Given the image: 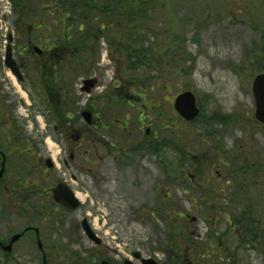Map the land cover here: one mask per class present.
<instances>
[{"label": "rangeland", "instance_id": "rangeland-1", "mask_svg": "<svg viewBox=\"0 0 264 264\" xmlns=\"http://www.w3.org/2000/svg\"><path fill=\"white\" fill-rule=\"evenodd\" d=\"M145 1L156 10L154 15L161 22L159 26L147 23L143 29L133 30L130 24L120 22L112 35L96 37L95 42L88 38V45L83 47L91 61L90 67L99 59L97 68L101 80L95 95L108 86L114 98L113 93L119 92H113L112 83L120 82L121 88L124 83L131 86L132 107L126 104L132 116L130 147L144 154L130 153L129 183L122 180L118 184L104 175L93 181L92 173L86 170L94 168L89 162L90 155H83L81 160L84 171L65 169L62 160L67 155L50 141L49 153L45 155H6V170L0 182V238L9 239L28 225L38 224L49 264H94L101 259L119 264L125 259L135 261L132 253L136 251L144 258H154L163 264H188L180 261L192 258L184 257V242L178 243V249L170 247L168 232L172 231L171 236L179 239L186 236L192 244L200 241L213 226L214 216L202 215L206 211H202L203 203L211 205V202L221 211L235 215L230 217L235 221L244 208L251 207L257 221L256 233L264 239V126L254 122L251 92L252 80L262 68L259 66L264 67V0ZM130 9L127 3V18ZM26 12L20 0H0V32L5 34L7 20H25ZM38 14L45 18L42 13ZM23 29L26 34V28ZM125 32L127 35L141 33L146 41L144 46L157 47L160 57L150 69L129 68L131 55L125 50L129 49V38L122 35ZM154 42L156 45L148 44ZM186 89L194 92L204 114L217 115V119L229 117L224 124L214 125L223 129L219 131L221 137L208 138L207 146L195 137L202 129L185 124L174 113V97ZM111 98L110 103L117 107L115 114L119 115L120 103ZM26 113L22 110L21 116ZM137 119H143L144 124L141 126ZM167 125L181 132L185 139L174 143L172 133L165 137L163 127ZM156 137L159 139L154 140ZM153 151L158 153L156 157L148 155ZM49 157L56 165L52 172L39 162L40 158ZM242 158L249 164L246 173ZM38 176L43 178L39 185L43 188L40 205L36 200H27L17 206L24 195L17 194L16 180L22 177L37 180ZM188 178L192 179L189 182L192 188L185 195L177 187H182ZM59 179L71 184L81 208L69 214L52 213V219L60 221V229L57 221L40 226L43 224L31 216L48 206L44 190ZM193 196H198L201 202L194 204L189 199ZM16 206L19 210L14 209ZM20 210L27 213L19 214ZM214 214L220 218L216 225H227L223 223L224 217ZM82 216L88 218L101 238V246L96 247L82 233L79 225ZM192 217L195 219L191 220ZM36 247L34 233H27L13 245L8 259L0 253V264L17 261L42 264ZM171 254L177 258L172 259ZM256 259L255 255L251 262L254 264ZM258 260L255 264H263L259 256Z\"/></svg>", "mask_w": 264, "mask_h": 264}, {"label": "flooded vegetation", "instance_id": "flooded-vegetation-1", "mask_svg": "<svg viewBox=\"0 0 264 264\" xmlns=\"http://www.w3.org/2000/svg\"><path fill=\"white\" fill-rule=\"evenodd\" d=\"M5 23L8 24L5 34L0 32V165L3 160L6 164V155L10 154H27V156L48 154L50 148L47 145L50 141L67 155V158L62 160L65 169L74 168L84 171V166L80 164L81 160L83 155H90L89 162L94 168L86 170L92 173L93 181L104 175L118 184L122 180L129 183L130 153L144 154L138 153L140 149L132 151L130 147L132 116L126 109V104L129 108L132 107L130 84L125 85L124 83L121 88L120 82H117L118 85L112 83L113 92H119L113 93L114 98H111L109 94L111 87L108 88V86H105L101 94L95 95L101 80L100 69L97 68L98 59L94 60L93 66L90 67L91 61L87 53L83 52L84 36H77L75 45L67 44V40L72 39L73 36L66 34V27L61 26L59 30L52 27V24L61 23L59 20L17 19L16 21L7 20ZM23 28H26V34ZM2 42L5 44L3 45ZM34 47H39L41 51H35ZM8 48L21 72V78L16 77L5 66ZM123 78H127L125 72ZM84 90L89 91L87 93ZM84 95L88 98H84ZM109 98L120 103L119 115L115 114L117 107H113ZM22 110L28 112L26 116H21ZM84 111L90 114L88 121L84 117ZM140 123L141 126L144 124L143 119ZM157 139L159 138L156 137L154 140ZM139 143L141 144L142 141ZM156 149H158L157 146ZM156 154L158 153L153 151L148 155L156 157ZM45 159L40 158V164L45 166ZM47 168L48 172L55 170L53 165ZM75 177L74 175L73 178ZM2 178L0 182H3ZM191 178L186 179L182 187H177L185 195L192 188L189 184L192 182ZM177 183L179 184L178 180ZM35 184H38L37 180H16L17 194L23 195L26 186L33 187ZM59 184L74 191L66 179L56 180L46 188L47 214L50 217L52 214L49 213L56 214L58 211L66 214L75 212L54 202V188ZM127 188H125L126 193ZM189 199L194 204L199 201L196 196ZM20 203H22V197L17 201V206ZM17 206L14 207L15 210H19ZM23 213L26 211L20 210L19 214ZM195 213H197L196 210ZM254 215V213L244 211L237 221H225L236 225V249L240 259L228 258L230 252L228 253L227 248H222V244L215 246L210 242L206 249L208 251L206 258L189 259L182 262L187 261L188 264H196V262L200 264H249L256 255L257 259L254 264L259 261L258 256L264 264V239H261L258 233H254L255 236H249L250 233H248L252 228L253 231H257V221ZM185 217L189 216L186 214ZM213 221L216 223L217 219ZM57 223L58 226L61 225L60 221ZM245 230L248 232L245 233ZM53 233L56 232L53 231ZM34 236L37 240L35 232ZM39 237L41 239L40 231ZM0 242L6 245L9 239L0 238Z\"/></svg>", "mask_w": 264, "mask_h": 264}, {"label": "trees", "instance_id": "trees-1", "mask_svg": "<svg viewBox=\"0 0 264 264\" xmlns=\"http://www.w3.org/2000/svg\"><path fill=\"white\" fill-rule=\"evenodd\" d=\"M21 5L27 10L25 18H31L39 15L38 13H42L45 18H53L61 21V23L54 24L53 26L59 30L61 26L66 27V34L73 36L72 39L67 40V44H77V36L84 35L89 36L91 41H93L94 37L105 38L106 34H113V29L116 28L120 22H125L127 25L130 24L133 30L143 29V27L147 23L158 24L159 26L161 22L156 21V10L148 6V2L145 0H20ZM34 1H37L36 4H33ZM130 3V13L127 18L126 13V5ZM125 4V5H123ZM38 5V7L36 6ZM110 32V33H109ZM60 33V32H58ZM124 37L129 38L128 48L125 50L130 51V66L131 69L140 70V68L150 69L152 65L157 63V59L159 54L157 53V47H147L144 46L146 41L142 39L143 34L134 33L127 35V32L122 33ZM127 35V36H126ZM110 36V35H109ZM110 41V39H109ZM114 42V41H113ZM84 43L87 44L88 40L85 39ZM150 45H156L154 43H148ZM157 54L156 56H154ZM153 56V58L151 57ZM154 60V61H153ZM259 70H262L264 67ZM152 90V88H150ZM216 115L209 116V114H204V111H201L199 117L196 119V128H201V133H198V137L203 139L205 138H216L219 139L221 137V133L217 132L214 129V121L218 120L215 118ZM229 118L228 116L224 119ZM225 121V120H224ZM213 127V130H212ZM157 129L158 126H157ZM164 136L168 137V133H172V141L175 143V137H179V133L177 134L175 129H173L170 125L164 126ZM181 138L185 139L181 134ZM179 137V138H180ZM243 165L245 166L244 172H248L249 164L245 158H242ZM245 160V161H244ZM41 180V179H40ZM27 185V184H26ZM24 196L22 199L24 200H32L36 196L38 197L37 202L39 203V193L40 189L35 185L33 187L26 186L24 189ZM236 202V201H234ZM231 202V203H234ZM205 208L202 211L205 213L202 215L206 216H215V213H220L221 210L215 207V204L211 202V205L205 204ZM40 205V203H39ZM237 211V209H233V212ZM251 211V207L249 208ZM222 217H227L230 215L228 212H222L219 214ZM48 214L46 213V208H40L38 215L34 217L39 221H45ZM235 217V215H230V217ZM207 218V217H206ZM232 219V218H231ZM163 220H166L163 218ZM233 220V219H232ZM235 221V220H234ZM253 230V228H252ZM251 230V231H252ZM171 232L168 233L167 243L170 247H174L175 249L179 248L178 243L182 240L184 242L182 246L184 247L183 253H185L184 257H189L194 254L197 257L204 256V250L208 247L209 241L214 238V235L220 234L217 241H215L214 245L222 244V248H227L229 257L235 259L236 251L233 249L235 241H236V229L233 226L224 225L221 226L220 223L210 227L209 232L203 237L200 241L196 242L194 245L192 242H189V239H186V236L182 238H176L171 236ZM248 231L245 230V233ZM222 236H228V239H222ZM4 256L8 259L9 255L4 254ZM172 259H176L175 254H171ZM187 259V258H184ZM182 259H180L181 261ZM179 261V260H177ZM16 264H21L20 261H17Z\"/></svg>", "mask_w": 264, "mask_h": 264}, {"label": "water", "instance_id": "water-1", "mask_svg": "<svg viewBox=\"0 0 264 264\" xmlns=\"http://www.w3.org/2000/svg\"><path fill=\"white\" fill-rule=\"evenodd\" d=\"M6 66L15 75L17 76L19 75L18 67L11 59L10 50H8L7 52ZM252 94L255 102V118L259 122L264 123V72L255 76L252 83ZM174 108L180 114V116L187 121L192 120L199 113V109L196 103V97L191 91H184L180 93L174 100ZM84 116L88 120V117L90 115L89 113L84 112ZM3 172H4V163L2 164V168L0 170V177L2 176ZM54 199L56 202L63 204L71 209H77L79 207V202L74 197L73 192L69 190L67 187H65L63 184H59L55 188ZM81 227L85 235L88 237V239L92 241L95 245H100L102 243V240L94 233L86 218H84L81 221ZM35 231L36 233H38L37 229H35ZM20 236L21 234H14L7 245H3L0 243L2 249L6 252H11L13 243L17 241L20 238ZM37 243L39 249L42 250V243L39 240V238L37 239ZM133 256L136 259L140 260V263L137 264H161L152 258H142L140 252H134ZM100 264H108V263L103 261ZM123 264H134V263L130 260H125Z\"/></svg>", "mask_w": 264, "mask_h": 264}]
</instances>
